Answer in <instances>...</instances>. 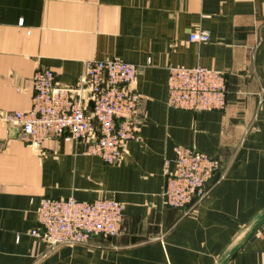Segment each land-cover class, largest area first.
I'll return each instance as SVG.
<instances>
[{
  "label": "crops",
  "instance_id": "1",
  "mask_svg": "<svg viewBox=\"0 0 264 264\" xmlns=\"http://www.w3.org/2000/svg\"><path fill=\"white\" fill-rule=\"evenodd\" d=\"M199 31L211 40L190 42ZM106 59L138 66L142 96L138 136L118 164L82 143L33 147L4 124V114L31 107L37 69L75 85L86 61ZM170 66L226 72L225 109L168 107ZM177 145L220 162L219 181L188 212L163 197ZM43 197L116 199L123 231L51 247L33 235ZM220 260L264 264V0H0V264Z\"/></svg>",
  "mask_w": 264,
  "mask_h": 264
},
{
  "label": "built area",
  "instance_id": "2",
  "mask_svg": "<svg viewBox=\"0 0 264 264\" xmlns=\"http://www.w3.org/2000/svg\"><path fill=\"white\" fill-rule=\"evenodd\" d=\"M208 32H193L190 42L206 43ZM75 85L60 84L48 68L32 77L33 97L28 110L2 116L33 147L47 140L82 143L85 153L118 164L124 147L138 136L142 96L135 89L138 66L120 59L86 61ZM227 74L203 66H170L167 105L180 110L221 111L227 105ZM174 168L166 162L163 197L168 206L196 207L219 181L220 162L193 147L174 148ZM124 205L113 198L79 200L43 197L33 235L51 247L91 244L93 237L112 238L123 231Z\"/></svg>",
  "mask_w": 264,
  "mask_h": 264
},
{
  "label": "water",
  "instance_id": "3",
  "mask_svg": "<svg viewBox=\"0 0 264 264\" xmlns=\"http://www.w3.org/2000/svg\"><path fill=\"white\" fill-rule=\"evenodd\" d=\"M252 228H253V226H252ZM250 229H251L250 226H248L247 231L250 232ZM228 263H229V260H226V261L220 260L216 264H228Z\"/></svg>",
  "mask_w": 264,
  "mask_h": 264
},
{
  "label": "rangeland",
  "instance_id": "4",
  "mask_svg": "<svg viewBox=\"0 0 264 264\" xmlns=\"http://www.w3.org/2000/svg\"><path fill=\"white\" fill-rule=\"evenodd\" d=\"M113 238V237H112ZM65 245H73V244H65ZM75 245H78V244H75ZM61 246V245H60ZM58 247V246H57Z\"/></svg>",
  "mask_w": 264,
  "mask_h": 264
}]
</instances>
